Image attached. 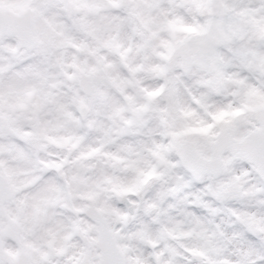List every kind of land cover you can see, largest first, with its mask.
Returning <instances> with one entry per match:
<instances>
[{"label": "clouds", "instance_id": "obj_1", "mask_svg": "<svg viewBox=\"0 0 264 264\" xmlns=\"http://www.w3.org/2000/svg\"><path fill=\"white\" fill-rule=\"evenodd\" d=\"M0 264H264V0H0Z\"/></svg>", "mask_w": 264, "mask_h": 264}]
</instances>
